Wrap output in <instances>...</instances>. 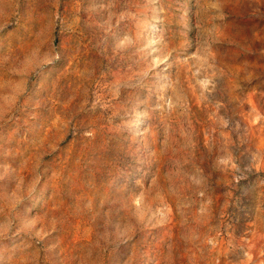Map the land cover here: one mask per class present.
<instances>
[{
    "label": "rangeland",
    "instance_id": "374dc122",
    "mask_svg": "<svg viewBox=\"0 0 264 264\" xmlns=\"http://www.w3.org/2000/svg\"><path fill=\"white\" fill-rule=\"evenodd\" d=\"M0 264H264V0H0Z\"/></svg>",
    "mask_w": 264,
    "mask_h": 264
}]
</instances>
